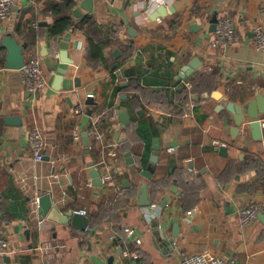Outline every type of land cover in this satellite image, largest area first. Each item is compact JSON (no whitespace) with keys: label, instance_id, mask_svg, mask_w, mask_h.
I'll return each mask as SVG.
<instances>
[{"label":"crops","instance_id":"1","mask_svg":"<svg viewBox=\"0 0 264 264\" xmlns=\"http://www.w3.org/2000/svg\"><path fill=\"white\" fill-rule=\"evenodd\" d=\"M148 1L15 0L9 18L0 19V120L21 121L0 124V226L11 249L0 264H182L195 253L264 264V50L254 41L255 26L264 28V0H163L175 11L155 19L158 5ZM51 4H71L75 26L60 36L49 30ZM215 12L233 19L234 41L213 45ZM86 18L94 29L81 27ZM30 24L40 38L26 60L40 58L48 78L38 95L26 88L21 69L6 68L1 44L7 35L24 43ZM195 57L201 65L182 77ZM130 67L135 76H125ZM58 68L67 70L60 89ZM250 104L259 111L260 138L247 116L234 131L230 106L246 112ZM122 111L131 117L127 128ZM34 126L48 140L41 161L29 142ZM155 138L161 149L150 167ZM105 144L113 148V179L95 185L90 163L101 168ZM148 169L152 178L142 174ZM46 193L62 213L92 215L88 229L35 212L34 201ZM147 197L151 203L141 205ZM252 201L262 209L243 226L239 210Z\"/></svg>","mask_w":264,"mask_h":264},{"label":"built area","instance_id":"2","mask_svg":"<svg viewBox=\"0 0 264 264\" xmlns=\"http://www.w3.org/2000/svg\"><path fill=\"white\" fill-rule=\"evenodd\" d=\"M149 4L160 5L163 0H149ZM15 5V0H0V19H7L12 14L13 6ZM254 41L256 46L259 49L264 50V28L261 25H257L254 28ZM237 38V31L234 25V21L230 16H222L218 18L217 28L215 30V36L213 39L214 46H220L228 44L234 41ZM23 72V79L25 82L26 88L34 95L40 94L48 84V78L46 76L45 70L43 68L40 58L36 56H31L25 62V65L21 68ZM185 85L189 88L192 87L191 81H185ZM195 102L192 101L191 105H194ZM83 105H78L75 108V113L79 115L83 111ZM98 117L94 118V125L98 121ZM75 137L79 136V130L77 129L74 133ZM103 133L100 131L96 132V138L100 141L103 140ZM46 136L43 134V131L38 127L34 126L29 131V142L33 151V156L36 161H41L44 159L46 154V149L48 147ZM105 156L103 161L100 163L102 172V179L104 181H110L113 179L112 174V164L109 161L110 154H113V148L105 144ZM174 150V148H170ZM54 162V161H53ZM52 176L56 179L60 177L59 173H53ZM40 206V196L34 201V211L38 212ZM262 209V205L258 202L252 201L246 206L239 210L238 216L240 223L243 226H249L253 224L259 216V213ZM74 212H86V210L79 211L74 210ZM85 214V213H83ZM39 225L43 226L45 224V219L41 218ZM129 234L133 233V230L127 229ZM10 241L4 231L0 226V254L10 253ZM182 264H227L226 261L218 256L210 257L204 253H195V254H185L182 259Z\"/></svg>","mask_w":264,"mask_h":264},{"label":"water","instance_id":"3","mask_svg":"<svg viewBox=\"0 0 264 264\" xmlns=\"http://www.w3.org/2000/svg\"><path fill=\"white\" fill-rule=\"evenodd\" d=\"M87 9L91 10V8H89V7H87ZM174 11H175L174 6L168 7L164 4H161V5L157 6L152 17L155 19L159 15L166 16L169 13L174 12ZM77 12H78L77 9H75V13H77ZM217 22H218V12H215L214 17L212 19V25L210 27L211 31L216 30ZM40 24L46 25L47 22L42 21ZM131 31H133V30L131 29L130 32ZM1 44L7 50L6 68L17 69V70L21 69L25 65V62H26L25 52H26V49L28 48V43L27 42L20 43L14 36L7 35V36L2 38ZM44 47H45V45H44ZM60 55H61V60L63 62L71 63V61H69L63 57V55H65V51H61ZM200 65H201V59L199 57H195L193 59V61H190L189 63H186V65L183 66L182 70L185 72V74L181 73V76L185 77V76L191 75L195 71V69L198 68ZM114 67L117 68L118 64H116ZM58 73H59V75H57L56 87H57V89H60L61 88V86H60L61 80H63V75L67 73V70L64 68H58ZM124 74H125V76H129V77L135 76L136 75V67H130L128 69H125ZM87 103L88 104H95V101L93 98H90L87 101ZM253 105L254 104L248 105L247 106L248 109L246 110V112L242 111V109L237 105H231L230 106L231 111L236 114V128L234 131L239 132V126L243 123L244 116H247L249 118V125H250L251 129L256 133L258 138H260L261 137V131H262V129H261L262 123L260 121L259 111L256 112V111L251 110ZM261 111L262 112H260V113H263L264 109ZM122 115L123 116H121V121L123 122V127L127 128L128 125L131 123V117L128 115L127 111H126V113H124L122 111ZM124 115H125V117H124ZM19 119L20 118L11 119V117H5V118L0 120V124H3V122L14 124V122L17 121V122H19L18 125H20L21 121ZM82 135L85 138V144L90 145V141L88 139V131H84ZM152 148L155 150V153L150 156L149 166H150V164H155L158 162L159 157L157 155V151L161 149V145L159 144V138H155L154 144L152 145ZM222 148H223L222 150H226L225 147H222ZM130 155H131L130 152L126 153V156H130ZM127 161L128 162L130 161V163H131V162H134V159L132 157H129V158H127ZM90 166L92 167L91 176L94 179V184L95 185H102L103 179H102L101 170L99 168L95 167L94 162L90 163ZM149 169L147 171H142V174L146 175L148 178H152L153 172L150 171L151 169L150 170ZM142 187H143V196L146 197L147 193L149 191V186L147 183H143ZM148 198L149 197H147L146 199H142L141 205L150 204L151 199L150 198L148 199ZM53 204H54V201H53V199L49 193H46L43 196H41L40 197V206L38 209L40 216L46 217L48 215L49 219H51L53 221H57V222L62 223V224H66V223L70 222L72 225L77 226L83 230L88 229V226L90 224V220L92 219V215L83 214V213L74 212V211H66V212L62 213L59 210V208L55 207ZM177 236H178V233L175 231L173 237L176 238Z\"/></svg>","mask_w":264,"mask_h":264},{"label":"trees","instance_id":"4","mask_svg":"<svg viewBox=\"0 0 264 264\" xmlns=\"http://www.w3.org/2000/svg\"><path fill=\"white\" fill-rule=\"evenodd\" d=\"M69 8H71V4H68L65 8L61 7V5H58V4H53V5L51 4L48 7V12H50L51 14H53L55 16V21L49 26L50 33L53 36H60L61 34L68 31L69 29L73 28V26H75V22L68 12ZM31 21H33V20H31ZM84 26H85V29H87V30H88V28L90 30L91 27H93V29L95 28V24L90 18H86L83 20V22L81 23V27H84ZM19 30H21V27H19ZM91 35L93 37H91ZM91 35H90V42L92 43L95 40L94 39L95 34L91 33ZM39 38H40V34H39L38 29L32 27L30 24L29 29L26 33V41L25 42L28 43V46H31L34 43H36L39 40ZM128 87H130V85H128L126 87V89H128ZM123 89H125V87Z\"/></svg>","mask_w":264,"mask_h":264}]
</instances>
